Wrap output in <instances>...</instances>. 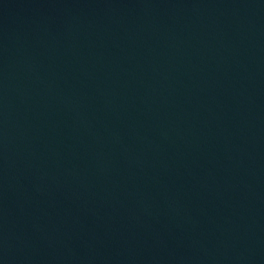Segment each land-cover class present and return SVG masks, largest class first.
I'll use <instances>...</instances> for the list:
<instances>
[{"label": "water", "instance_id": "95a60500", "mask_svg": "<svg viewBox=\"0 0 264 264\" xmlns=\"http://www.w3.org/2000/svg\"><path fill=\"white\" fill-rule=\"evenodd\" d=\"M0 264H264V0H0Z\"/></svg>", "mask_w": 264, "mask_h": 264}]
</instances>
